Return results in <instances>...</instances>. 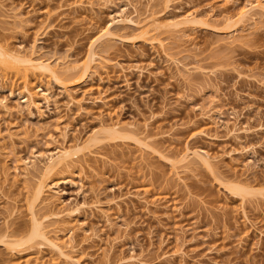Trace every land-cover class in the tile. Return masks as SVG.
Returning a JSON list of instances; mask_svg holds the SVG:
<instances>
[{
    "label": "rangeland",
    "instance_id": "obj_1",
    "mask_svg": "<svg viewBox=\"0 0 264 264\" xmlns=\"http://www.w3.org/2000/svg\"><path fill=\"white\" fill-rule=\"evenodd\" d=\"M75 1L83 2L84 9L89 6L90 8L84 10L82 4L81 7L77 4L78 8H81L79 10L77 6L74 7ZM108 1L0 0L5 7L1 10L7 12L10 7L16 12L19 10V16L16 17L22 18V23H15L12 19L3 22L2 15L0 16V43L4 41L2 44H7L10 48L24 47L29 51L32 43L36 42L33 47H36L37 53L49 57L53 62L60 58L81 64L87 58L88 28L96 34L110 24L113 36L116 35L106 43L109 47L105 50V45H98V51L107 58L108 62H105L108 65L100 68L99 74L85 87H95L90 96H103L108 102L106 105L87 103L82 112L76 111L75 108L73 111H67L64 106L67 99L54 83L51 86L57 104L52 105L51 110L41 105L45 111L43 117H39L35 109L32 117L28 116L26 110L21 113V106L9 98L10 112L15 113L7 116L5 111L0 110V134L4 133L5 137L9 131H13L11 133L16 135L15 140L20 141V137L22 141L20 145V142L13 145L6 137L0 140V168L4 164L13 166L12 161L4 163L3 158L12 157L14 151L21 156L28 155L26 148L29 143V146L34 144L37 149L42 147L41 143L44 147L39 150H44L45 143L49 142V139L45 138L52 136L56 145L58 143L74 146L78 142L81 147L78 156L73 157L75 160L72 163L77 165L74 172L57 170L51 177V181L56 182L59 187L61 198L70 202L72 207L76 202L85 199V196L89 202L96 200L98 196L97 199L104 203L111 197L126 195L128 191L138 192L158 203L159 206L152 207V214L147 212L136 198H131L121 203V215L115 206L110 208L105 203L102 208L108 210L110 218L114 219H111V226L98 210L96 213L87 211L86 215L80 216L78 221H84L89 232L85 234L79 231L75 242L77 251L73 254L82 264H130L128 259L131 254L143 260L140 264H264V15H258L256 22L245 30L239 29L237 38L232 42L227 32L232 33L237 25L230 24V27L228 24L231 21L228 23L224 17L235 18L244 6L254 0H170L168 5L163 0H156L158 4L153 3V8L157 9L158 15L162 17L161 27L142 36L141 31L134 26L110 23L111 18L121 15V8L127 0H111L112 3ZM131 1L138 9L130 4L126 7V4L125 8L123 7V15L129 14L134 19H144L148 14L144 8L147 0ZM60 3H69L67 8H73L67 10L65 7V11L62 10L64 8L56 9ZM196 11L200 15L199 21L186 32L189 36H180L179 32H175L171 26L168 27L171 19ZM155 37L168 44L166 45L170 47L168 50L172 55L180 56L183 52L181 59L188 63L195 61V57L191 55L196 56L198 64L205 67L206 75L192 73L194 78L192 75L189 80L180 78L179 70L166 62L161 49L155 47L154 40H151L156 39ZM187 38L191 39L192 43L185 42ZM184 53L189 57H185ZM110 62L116 64H109ZM120 63L125 67L130 64L146 66L150 72L138 75L137 71H129L126 75ZM118 64L122 72L119 71ZM1 72L7 74L9 80H13L17 87H21V73L3 70ZM79 73L74 78L78 77ZM30 83L36 84V79L32 77ZM6 92L1 90L0 97ZM87 95L81 89L78 90V98L89 97V94ZM209 100L213 102L212 106L215 103V107L227 111L225 123L216 125L200 116L199 108L210 107ZM55 106H58V114ZM237 113L238 115H235ZM115 122H120V128L126 130L122 132L129 138L117 136L114 139L113 136L102 132V123L111 125ZM147 123L148 130L151 131L147 130V133L152 134L149 143L153 141L151 144L159 149L161 154L153 151L143 152V160L140 157V145L134 138H144L142 135ZM235 125L246 128L244 133L240 132L241 138L229 133V129ZM169 130L173 133L170 138L158 134ZM95 135L100 141L91 142L90 139ZM186 143L192 148L206 150L214 159L215 172H210L200 165H193L191 169L181 172L184 182L178 181L168 164V157H172L174 151L183 150ZM52 145L53 143L50 144V149ZM103 158L108 162H104ZM82 162L83 165L80 164ZM12 177L14 178L11 175L9 179L10 184L3 188L12 199L11 202L6 203L0 194V234L9 231L7 245L0 240V264L33 263L34 258L23 254L28 250V246L35 247L39 241L38 238L28 239L32 229L28 212L29 203L33 201L30 188L32 186L22 177H19L18 181ZM1 179L3 178L0 177ZM80 181L84 184L83 188L79 186ZM114 182L121 185V188L110 190ZM233 183L246 186L249 191L242 197L233 189ZM80 189H83L84 195L78 194ZM11 203L15 204L10 205ZM165 204L169 205L167 209L163 207ZM13 205L17 207L14 215L8 214ZM59 207L61 203L57 202L53 209H60ZM242 207L252 222H245L248 220L242 216ZM116 211L120 217L118 219ZM6 220L7 227L4 223ZM68 220L67 217L66 222H74L73 219ZM56 223L54 222L53 226L63 225ZM125 224L128 228H125ZM179 226L184 230L183 234L179 231ZM90 232L96 235L85 239L84 236L90 235ZM118 234L123 235L122 242L114 240ZM61 238L64 239L63 236ZM19 240L20 244H16L15 248L23 253H12L8 244ZM109 244L113 246L110 254H107L105 251L110 248ZM179 244H183V250L186 252L185 261L177 255L173 256ZM54 255L46 253L43 257L44 264H69L64 261L56 263L58 257Z\"/></svg>",
    "mask_w": 264,
    "mask_h": 264
},
{
    "label": "bare ground",
    "instance_id": "obj_2",
    "mask_svg": "<svg viewBox=\"0 0 264 264\" xmlns=\"http://www.w3.org/2000/svg\"><path fill=\"white\" fill-rule=\"evenodd\" d=\"M160 1H162V0H160ZM163 1L166 2L167 5H168V2L170 0H163ZM75 2H76L75 3L76 5L72 4V5H75L74 6L75 8H76V6L78 8L77 4H79V7H81V4H82V6H83L82 9H84L85 5H83V2H81V1H79V2L75 1ZM109 2L112 3L111 0L108 1V3ZM91 3L89 2V4H91ZM153 3H155V4L157 3L158 4V2H156V0H147L146 7H144V8H146L145 11L148 14L146 16L144 15L145 16L144 19H134V17H131V15L129 16V14L128 15H123L124 14L123 13L124 12V8H125L124 6L126 4H127L126 7L128 6V4H130L133 8H136L135 4L134 3L132 4L131 0H127V3L123 6L124 8L123 7L121 8L122 13H121V11H119L121 13V15L119 14V16L117 18H111L110 19V21H111L110 23L111 24L120 23V24H124V25H131L132 27L134 26V27L137 28L138 31H141L140 34L142 33L141 34L142 36L147 34L148 32L150 33L152 30L154 31V30L159 28V26L161 25L160 24L161 23L160 22L161 21L160 18H162V17H160L158 15V11H156L157 9L155 10L153 8ZM3 4L4 3H2V2L0 3V10H1L2 7H4ZM68 4H66V3L65 4H63V3L61 4L60 3L59 7H61V8H59V7L58 8L54 7V8H56V9L64 8L62 10L65 11V9L67 8ZM89 4H88V6H89ZM103 5L107 6L106 4H103ZM69 6H71V5H69ZM165 6H166V4H165ZM71 7H68V8H71ZM93 7H94V5H93ZM68 8H67V10H68ZM88 8H90V6ZM88 8H85V9H88ZM78 9L80 10L81 8H78ZM91 9H92V7H91ZM91 9H89V10H91ZM136 9H138V7ZM136 9L134 10L135 12H137ZM8 10H7V12L5 10H3V9L0 11V16L2 15L1 17H2L3 22L5 20L12 19V21H14L15 23L16 22L22 23V20H21L22 18L21 19L17 18L19 16L18 13H20L19 10H17V12H16L15 10L11 9V7L8 8ZM59 11H61V10H59ZM73 11H74V9H73ZM258 15H260V16L264 15V0H254V1L249 2V4L247 6H244L238 12V14L235 16V18H232L230 16L224 17V19L227 20L228 23H229V21H231L228 24L229 26H230V24L231 25H237V27L236 26H234L235 28L233 27L234 31L232 30L233 31L232 33L231 32H227V34H230V37L233 40V41L232 40L231 41L232 42L235 41V39L237 38V34L236 33L238 31H240L241 29L245 30V28L247 26H250V25H252V23H255L256 20H257L256 18H257ZM199 17H200V15H199L198 11L192 12V13H187V14L181 16V17H178L177 19H173V20L171 19L172 21L170 20V22L168 23V27L171 26L172 28L171 27L170 28L175 30V32H179L180 36L181 35L182 36L183 35L189 36L188 34H186V32L189 29L191 30V28H192V26L194 24L198 23ZM46 18H48V17H46ZM26 24H27V22H26ZM11 26H12V24H11ZM16 26H18V25H16ZM3 27H5V25ZM110 28L111 27H110V24H109V26L101 28L100 31L97 32L96 34H93L94 32L91 31L92 29L88 28L87 37H89V42H88V47H87V52H86L87 58L81 64L79 62H73V61H70L68 59H60V58L59 59H55V62H53L51 59H49V57H47V56L44 57L43 55H40V54L37 53V51L35 49L36 47L35 48L33 47V46H35L36 42L32 43L33 46L31 45V47L29 48L30 49L29 51H28V49L26 51L24 49V47H23V49L10 48L7 44H2V42H4V41H2L0 43V83H1L0 91L4 89V90L7 91L6 93H8V94L5 93L6 95L5 94L3 96L1 95V97H0V110L1 111L3 110V112L5 111L4 114L7 113V116H9L11 113H13V111L10 112V108H9V104H8V103H10V102H8L9 98H12V99H14L16 101V104L18 106H21V109H19L20 112L22 110H24V111L26 110L28 116L32 117L33 114H34L33 111L35 109L38 112L37 113L38 116L39 117H43L45 111L42 110L41 105L42 106L44 105V107H46L48 110H51L53 108L52 105L57 104L56 103L57 101L55 99V95L53 94V91H52V86H51L52 83H54L55 85H57L60 88L62 95L67 99L66 100V104L64 105L65 109L67 111H73V109L75 108L76 111L82 112L83 110H85L87 103H92V104L93 103H102V104L106 105L108 102L104 100L103 96H101V95L94 96V97L90 96V94L92 93V90L95 87H89V88H85V87L89 86V82L91 80H93V77L95 75L99 74L98 71H99L100 68H105L108 65L105 62V60L107 58L102 56V54H100V52L98 51V45H105L103 47L104 48L103 50H105L106 47L107 48L109 47V46H106L107 45L106 43H108L114 36H116V35L113 36ZM174 33H173V35H175ZM189 38H187L186 40L184 39L185 42L186 41H190L191 39L188 40ZM36 40L37 39L35 38V41ZM151 40H154L155 47L157 46L158 49L159 48L161 49V50L160 49L159 50L161 52H163V54L165 56V59H166V62H169L170 64H173L176 67L177 71L179 70L178 74H179L180 78H182L183 80H187V79L189 80V78L192 75V73H195V75H196V73H200L201 75L206 73L205 67L203 68L200 64H198V62H197L198 59L196 58V56L191 55L192 57H195V59L192 58L195 61H192V62L189 61L190 63H188L187 61L181 59L182 56H183L182 55L183 54L182 50H181L182 54H180V56H177L179 54L176 55V52H175L176 56H174V55L171 54V52L169 53L168 48H170V47L167 46L168 44L165 43L164 40H162L160 38L159 39L158 38H156V39L153 38ZM190 42L192 43V41H190ZM21 45L22 44H20V46ZM179 52H180V50L178 51V53ZM184 55H185V57H187V53L186 54L184 53ZM188 55H190V54H188ZM185 57H183V58H185ZM106 61L108 62V60H106ZM111 63L116 64L114 62H110L109 64H111ZM199 63H201V61ZM130 65L125 67L123 64H121V69L123 70L124 74L127 75V72H129V71H132V72L133 71H137L138 75H143L145 72H150L148 70L149 67L146 68V66L143 67V66H139L137 64L134 65V66H132V65L130 66ZM118 66H119V64H118ZM121 69H120V66H119V71H121ZM1 70L8 71V72L9 71H13L16 74L21 73V77H22L21 78V80H22L21 87H17L15 85V83L13 82V80H9V77H7V74L4 75V73H2ZM236 70H238V69H236ZM78 73H79V76L74 78L75 76H77ZM32 77L36 79V84H34V85H32L30 83ZM193 78H194V76H193ZM190 80H192V78ZM126 81H127V79H126ZM261 83H263V81H261ZM80 89L83 91L84 94H86V96H88L87 94H89V97L83 96L81 98H78L77 97V93H78V90H80ZM186 98H188V97H186ZM211 100L213 102H215L213 99H211ZM211 100H209V101H211ZM212 101H211V104L208 102L210 104L209 105L210 107H208V108H206V106H205V108H201L200 107L199 110H201V113L200 112L199 113L201 114L200 116H202L205 120L206 119L210 120L211 122H213L216 125H218V123L220 124V123L224 122L225 114H226L227 111L225 109L223 110L221 107H219V108L215 107V103H214V106H212V103H213ZM55 107L57 108V114H58V110H59L58 106H55ZM197 109H198V107H197ZM228 109H230V108H228ZM21 113H19V114H21ZM13 114H11L10 116H12ZM235 115H238V113L235 114ZM200 116H199V118L203 119ZM234 117H236V116H234ZM56 118H58V117H56ZM119 123L115 122L114 124H111V125H107V124L102 123V126H101L102 132H105L108 136L109 135L111 137L113 136L112 138H114V139H116L117 136H119L120 138L123 137V136H125V137L128 136L127 134L122 132V131H124V129L122 130L120 128L121 125ZM232 125H233V123H232ZM148 127H149L148 123L145 124V127H144V129H145L144 131L145 132L143 131L144 134L143 135L141 134L142 137L144 136V138H142V137H141L142 139H139L137 137L134 138V141L135 142L137 141L139 143V145H140L138 147H140V150L142 151L140 157L143 160H144V158H143L144 155L142 156L143 152L147 153L148 151H153V153L156 152L158 154H161V152H159V149L157 150L156 147H153V144H151L153 141H150V143H149V140H151V138H152V136H151L152 134L149 135L147 133ZM124 128H125V126H124ZM3 131H4V129H3ZM169 131L158 132V134L161 133L160 136H163L165 138H170V137H172L173 133H171L172 131H170V132ZM241 131H242V133H244V131H246V128L236 127V125H235V126H233L232 128L229 129V133L234 134V136L237 137V138H241L242 137L240 135ZM6 132L8 133V129L6 130ZM9 132L10 133H8L7 136H5L6 138H8V141H11L13 143V145L15 143L17 144L18 142H20V143H18V145H20L21 141H22V138H20L18 136V134H17L19 139H21L20 141H17V140H15L16 135L14 133H11L13 131H9ZM133 132H134V130H133ZM148 132H151L150 129L148 130ZM95 134H96V132H95ZM106 134H103V135H106ZM133 134H135V133H133ZM3 135H4V133H3ZM3 135L0 134V140L1 139L3 140V138H5ZM27 137H24V138L27 139ZM47 137H49V138H45V136H44V138L46 140L49 139V142L47 141V143H45L44 150L43 149L39 150L42 147H44V145H41V143H40V146H42V147L40 148L37 145V147H39L38 149L36 148V146L34 147L33 143H32L33 146H29V144H30L29 143L28 146L26 145L28 147V148H26V150L28 149V151H27L28 155L27 154L23 155L24 156L23 157L19 153H16V151H14V153H13L14 155H13L12 151L17 149V147L15 148V146H14L15 149L12 148L13 150L11 149V151H10V154H12V157L3 158L4 163H6L7 161H12L13 164L12 163L11 164L13 166L10 165L11 166L10 167V166H7L8 164L7 165L4 164L0 168V177L3 178V179H1L2 182H0V194H1V197L3 199H5L6 200L5 202L6 203L8 202V204L12 200L7 195L8 193L6 194L4 192V190H3V188L6 187V185L10 184L9 183V179H10L11 175H13L14 178H15L14 179L12 177L13 180L17 179V181H18L19 177H22L24 179V181L29 182V185L32 186L30 188H32L33 201L31 202V204L29 203V208H28L29 218H30V221L32 223V229L30 231L31 233H30V236H29L28 239H32L33 240L34 238H38V240H39V241L37 240L38 242H37L35 247H31L30 248V246H28L29 247L28 250H25L26 253H23L20 250H16V248H15V246H17L16 244H18V243L20 244V240H19V242H15V243H13V241H12V243L11 244L9 243L8 246H9V248H11L12 253L13 252H15L17 254H22L23 253V254L27 255L28 257L34 258V262L33 263L29 262L28 264H31V263L32 264H44L45 261L43 260V257L48 252H50L52 254V256L55 254L54 256L58 257V258H56V260H57V261H55L56 263H59L60 261H62V262L64 261V262L69 263V264H82L80 259H78L75 256V254H73L74 252L77 251V245H76L75 242H76L77 235L80 233L79 231H81V232H83L85 234H87V232H89L88 229L85 227V222L84 221H78V218L80 216L86 215L85 213L87 211L88 212L89 211L90 212H95V211L98 210V211H101V214L103 213V215H102L103 218L111 226L113 224L111 219H113V218H110V215H109L110 213H108L109 212L108 210L106 211L104 208H102L103 204H105V203L110 208L115 206L114 208L115 209L117 208L118 213L120 212V209H121V203H125V202L129 201L131 198H133V199L136 198L140 203H142L144 205V207H145L144 209H146L147 212H151L152 209H153L152 207H154V208L157 207L158 203L155 200H152V199L149 200L147 198V196H141L138 192L128 191L126 193V195H122L121 194V195H119L118 197H115V198L111 197V198H109L108 201H106L104 203H103V201L101 202V200H98L99 198L97 199V197H98L97 195L98 194L96 195L97 197L95 196L96 200L91 201V202L86 200V196H85V199H83L80 202H76L74 204V206L72 207L70 205V202L68 203V201L66 202L64 199L61 198L60 193H59V189H58L59 187L56 186L57 185V184H55L56 182L54 183V182L51 181V179H52L51 177L53 176L54 172L56 173L57 170L58 171L60 170V172H61V170H66L67 172L69 170L70 172H74V167H76L77 165L74 166L73 164H75V163H72V161L75 160V159H73V157L76 158V156H78L77 153H79L78 151L81 150L80 144L78 142H76V143L74 142L75 143L74 146L73 145H69V144H68V146L67 145L64 146V144L63 145L62 144L59 145L58 143L56 145L54 143L55 139L53 140L52 136H47ZM133 137H132V139H133ZM96 138L97 137L95 135V137L93 136V138H91L90 141L91 142H95L97 140ZM126 138H129V137H126ZM26 139L24 140L25 143L28 140V139L27 140ZM64 139H66V138H64ZM41 141H43V140H41ZM98 141H100V140H97V142ZM37 142H38V140H37ZM12 143H10V144L13 147ZM52 143H53V145H52L53 147H51L52 149H50L49 147H50V144H52ZM171 155H172V157H170V158L167 156L168 157V164H170L172 172L174 173V175L176 176V179L178 181L179 180L183 181V178L180 175L181 172H184L187 169H191V167H193V165L194 166L195 165H200L203 168L208 169L210 172H213V171L215 172V170H216V166H215L216 164H214L215 162H213L214 159L206 150L201 149V148H192L187 143H186V145H184L183 150L176 151V152L174 151V153L171 154ZM103 160H105L104 162H108L104 158H103ZM80 164L83 165V162L80 163ZM1 165H2V162H1ZM77 170H79L78 167H77ZM72 182H74V181H72ZM82 183L83 182H81V184L79 185L81 188H83V185H84ZM12 186H13V184H12ZM184 187H185V184H184ZM230 187H232V186H230ZM119 188H121V185H119V184L114 182V183H112L110 190L111 189H113V190L114 189H119ZM233 189H235L236 192L241 194L242 197H243V194H246L247 191H249L248 187L243 186V185H238V184L235 185V187ZM187 192L189 193V191H187ZM78 194H80V195L83 194L84 195L83 189L82 190L81 189L78 190ZM13 201H14V199H13ZM36 202H37V204H36ZM57 202L61 203V207L62 208L59 207L60 209L55 210V209H53V207H54V205H56ZM12 204H15V203H11L10 205H12ZM167 206L169 207V205L165 204L163 207H165L167 209L168 208ZM10 208H11L10 211H9L10 213H8V214H13L16 211L17 207L15 205H13ZM242 208H243V210L241 211L243 213L242 216L245 217L246 220H248V221H245V220L244 221L245 222L251 221L249 216H248L247 211L245 210V208L244 207H242ZM177 209L178 208H176V210ZM117 211L115 212L116 213L115 215L117 216V219H118L119 215H117ZM119 214L121 215V213H119ZM152 214H154V212ZM65 217H66V219H65ZM67 217H68L69 220L73 219L74 222L77 221L78 223L77 222L76 223H74V222H66L67 221ZM7 218H9V217H7ZM115 219H116V217H115ZM8 220H6L4 222L6 224V227L8 225V223H7ZM60 220H61V222H57V221H60ZM116 220L114 222H116ZM54 222L55 223L57 222L56 224H58V223L62 224L63 223V225L61 227H57V226H60V224L57 225V226H53ZM65 222L67 224H65ZM106 222H104V223H106ZM125 225H126L125 228H128V225L127 224H125ZM179 227H177V228L179 229ZM125 230H127V229H125ZM7 231L8 230H6L5 232L0 234V237L2 238V239L0 238L1 242L3 240L4 243L3 242L2 243L6 244V245L8 243L7 241H8V237H9ZM179 231H182L181 234H183V232H184V230L181 227H180ZM95 235L96 234L94 232H92L90 235L84 236V238L87 237V239L88 238L91 239V237H94ZM120 235H122V234H120ZM10 236H11V234H10ZM62 236L64 237V239L61 238ZM97 236H99V235H97ZM115 236H118V237L117 238L114 237L115 238L114 240L118 239L117 241H119V240L121 241V237L123 235L119 236V234H118V235H115ZM123 238L124 237H122V239ZM9 240H10V238H9ZM114 240H113V242H116ZM10 242H11V240H10ZM240 243H241V241H240ZM109 245H111V244H109ZM179 245L180 246L178 247L176 252L173 254V256L177 255L183 261H185L184 259H186L185 258V256H186L185 253L186 252L183 250V244H179ZM112 246L113 245H111L110 248L107 249L108 251H105V252H107V254H110L109 251L112 249L111 248ZM24 249H26V248H24ZM58 259H59V261H58ZM109 260H110V258H109ZM128 260L130 261V264H140V263L143 262L142 259H139L136 256H133L132 254H131V256H129Z\"/></svg>",
    "mask_w": 264,
    "mask_h": 264
}]
</instances>
